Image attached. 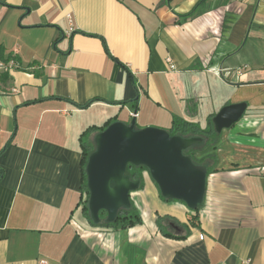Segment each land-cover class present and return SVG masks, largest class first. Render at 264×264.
I'll return each mask as SVG.
<instances>
[{"label": "crops", "instance_id": "0c3cea01", "mask_svg": "<svg viewBox=\"0 0 264 264\" xmlns=\"http://www.w3.org/2000/svg\"><path fill=\"white\" fill-rule=\"evenodd\" d=\"M0 45L19 64L0 73V264H264V0H0ZM238 102L194 148L196 213L142 170L140 223L87 221L86 128H205Z\"/></svg>", "mask_w": 264, "mask_h": 264}, {"label": "water", "instance_id": "95a60500", "mask_svg": "<svg viewBox=\"0 0 264 264\" xmlns=\"http://www.w3.org/2000/svg\"><path fill=\"white\" fill-rule=\"evenodd\" d=\"M245 108V102L223 106L212 118L215 132L237 122ZM201 140L199 136L171 135L152 126L137 128L134 118L129 123L111 122L95 133L94 149L85 167L92 222H99L101 210L106 213V222H112L120 209L130 207L129 193L140 186V180H132L125 173L127 165L145 167L162 197L197 209L204 197L208 172L204 164L193 162L183 151Z\"/></svg>", "mask_w": 264, "mask_h": 264}, {"label": "trees", "instance_id": "16d2710c", "mask_svg": "<svg viewBox=\"0 0 264 264\" xmlns=\"http://www.w3.org/2000/svg\"><path fill=\"white\" fill-rule=\"evenodd\" d=\"M9 56L3 58V47L0 45V59H7ZM96 99L89 100L85 102L84 104H76L74 102V105H77L81 108L87 107L90 105L92 102H94ZM135 101V100H134ZM111 123V120H107L104 122L102 125L97 126V125H91L88 128H86L80 135V143H81V152H82V160H81V174H82V182H81V196H80V201L78 205H81V209L83 212V215L87 219V221L92 224V225H102V226H107V227H112V228H126L133 226L135 224H138L141 222V217L137 213L136 208L130 201V207L128 209H120L118 211V214L116 218L112 222H106V213L101 210L99 211V222L97 224L93 223L92 220L89 217V210L87 207V201L89 197V191L86 185V173H85V167L87 163V159L89 154L93 151L94 149V144L91 139H89V135L92 133H97L101 130H103L108 124ZM169 134L171 135H180L183 137H190V136H199V137H209L211 133H216L214 131L213 123L211 117L208 118V125L205 128H200L197 124L188 122L183 119L179 118H173L171 122V126L167 129ZM93 139V138H92ZM197 144L192 146L191 148L186 149L183 151L184 154L189 155L193 162L195 163H200L202 164L204 157L201 158H196L195 156V151L194 148ZM142 170H146L145 167L143 166H133V165H127L125 173L129 175V177L132 180L139 179L140 180V186L142 185ZM212 170V167H209L207 169V172H210ZM162 197V196H161ZM165 200H172L169 198H164ZM199 208V207H198ZM197 208V209H198ZM197 209L191 210L196 213ZM164 218H157V226L159 228V231L164 236H173V237H178L173 234H170L165 227L162 225V221Z\"/></svg>", "mask_w": 264, "mask_h": 264}, {"label": "built area", "instance_id": "2783aa9c", "mask_svg": "<svg viewBox=\"0 0 264 264\" xmlns=\"http://www.w3.org/2000/svg\"><path fill=\"white\" fill-rule=\"evenodd\" d=\"M71 31V29H70ZM19 64L18 62L13 58V57H9L7 59H0V73H5L7 75H10L11 72L18 68ZM218 71H221L220 69ZM238 75L241 74V70H237ZM13 91H16V89L14 88ZM136 112H132V116H135Z\"/></svg>", "mask_w": 264, "mask_h": 264}, {"label": "rangeland", "instance_id": "374dc122", "mask_svg": "<svg viewBox=\"0 0 264 264\" xmlns=\"http://www.w3.org/2000/svg\"><path fill=\"white\" fill-rule=\"evenodd\" d=\"M215 131V130H214ZM217 133V132H216ZM150 177V176H149ZM150 179V178H149ZM150 182H152L153 184H155V182L152 180V179H150ZM155 186H157L156 184H155ZM158 188V187H157ZM138 192H141V186H139L136 190H134V191H131L130 193H129V198H130V201H134V199L136 198V196H139V195H137V194H139ZM160 193V192H159ZM136 194V195H135ZM141 196H143V195H141ZM172 200H176V199H172ZM138 213V212H137Z\"/></svg>", "mask_w": 264, "mask_h": 264}]
</instances>
